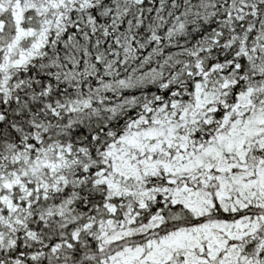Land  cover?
I'll list each match as a JSON object with an SVG mask.
<instances>
[{"label":"snow or ice","instance_id":"6c2138e0","mask_svg":"<svg viewBox=\"0 0 264 264\" xmlns=\"http://www.w3.org/2000/svg\"><path fill=\"white\" fill-rule=\"evenodd\" d=\"M0 264H264V0H0Z\"/></svg>","mask_w":264,"mask_h":264}]
</instances>
